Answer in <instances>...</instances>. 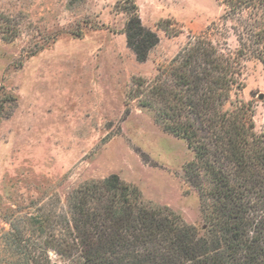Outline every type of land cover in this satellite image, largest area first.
I'll return each mask as SVG.
<instances>
[{
    "label": "rangeland",
    "instance_id": "1",
    "mask_svg": "<svg viewBox=\"0 0 264 264\" xmlns=\"http://www.w3.org/2000/svg\"><path fill=\"white\" fill-rule=\"evenodd\" d=\"M124 1L0 0V264H73L37 249L30 219L52 233V221L68 217V194L110 175L135 186L146 205L205 228L198 194L184 181L192 151L142 104L159 107L151 88L169 86L165 73L198 41L238 57L235 22L222 0H134L158 38L138 63L126 46ZM238 59L240 87L224 109L248 105L260 134L264 63L250 53ZM10 232L22 256L3 237Z\"/></svg>",
    "mask_w": 264,
    "mask_h": 264
},
{
    "label": "trees",
    "instance_id": "2",
    "mask_svg": "<svg viewBox=\"0 0 264 264\" xmlns=\"http://www.w3.org/2000/svg\"><path fill=\"white\" fill-rule=\"evenodd\" d=\"M123 4L126 46L143 63L158 38L141 24L134 0ZM222 4L225 19L235 22L238 57L198 41L165 73L170 85L163 80L151 88L159 107L142 104L192 151L184 181L198 194L205 228L187 225L167 207L146 205L135 186L110 175L73 189L68 217L64 225L52 221V233L45 234L40 218L30 219L38 250L73 264H264V129L255 132L248 105L224 109L240 87L238 58L250 53L264 63V0ZM3 237L15 255L26 252L18 233Z\"/></svg>",
    "mask_w": 264,
    "mask_h": 264
}]
</instances>
